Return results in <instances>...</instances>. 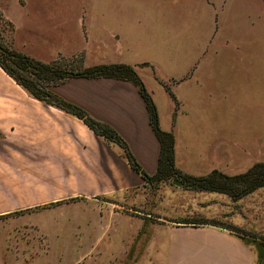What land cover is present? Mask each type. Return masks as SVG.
Returning a JSON list of instances; mask_svg holds the SVG:
<instances>
[{"label": "rangeland", "instance_id": "1", "mask_svg": "<svg viewBox=\"0 0 264 264\" xmlns=\"http://www.w3.org/2000/svg\"><path fill=\"white\" fill-rule=\"evenodd\" d=\"M125 2L0 0V11L13 23L11 30L5 29L4 38L17 50L48 57L57 47L75 50L83 46L86 23L90 22L95 51L103 38L114 43V38L104 35L103 27L119 25L126 13L121 10ZM134 3L139 6L141 42L148 40L142 27L159 18L182 29L200 30L209 27L212 14L217 27L218 53L212 50L204 68L216 75L208 85L215 89L219 108L214 110L219 116L193 123L192 130L219 135L221 148L210 150L200 140L196 154L186 155V160L206 168L216 165L228 173L241 172L263 160L264 0ZM212 8L217 10L212 13ZM23 43L27 45L23 47ZM80 51L84 50L75 53ZM61 180L49 202L75 197L72 189L63 185L76 180ZM77 197L52 205L4 206L5 212L0 213V264H164L163 230L188 219L207 218L225 227L239 224L264 237V186L233 200L223 193L196 191L175 177L132 185L111 195ZM79 218L82 220L77 222ZM252 246L257 250L256 264H264V247Z\"/></svg>", "mask_w": 264, "mask_h": 264}, {"label": "crops", "instance_id": "2", "mask_svg": "<svg viewBox=\"0 0 264 264\" xmlns=\"http://www.w3.org/2000/svg\"><path fill=\"white\" fill-rule=\"evenodd\" d=\"M121 10L126 13L116 28L103 27L104 35L114 38V43L99 39L101 45L94 51L90 41L92 25L87 22L83 46L75 50L57 47L48 57L30 55L50 61L58 53L69 56L84 50L86 65L100 62L134 65L157 105L161 128L176 135L177 166L193 174L208 173L217 166L202 167L185 157L196 154L200 140L210 150L221 148L219 135L192 130L193 123L219 116V111L214 110L219 108L215 89L208 85L216 75L204 68L212 50L218 53L214 36L217 27L212 14V23L200 30L182 29L161 18L147 21L142 28L148 40L141 42L139 6L134 0H126ZM211 10L213 13L217 9ZM162 81L171 85L179 101L175 120L176 101ZM53 89L94 117L110 123L145 171L149 174L156 171L159 141L133 82L113 77H71ZM61 179L76 180L63 185L72 189L71 196L75 197L111 195L145 182L129 165L121 146L95 134L75 115L31 96L0 66V213L5 212L7 205L52 202L49 198L56 195L53 188L62 185ZM163 235L164 264L257 262L253 244L222 227L183 224L165 227Z\"/></svg>", "mask_w": 264, "mask_h": 264}, {"label": "trees", "instance_id": "3", "mask_svg": "<svg viewBox=\"0 0 264 264\" xmlns=\"http://www.w3.org/2000/svg\"><path fill=\"white\" fill-rule=\"evenodd\" d=\"M13 23L0 11V66L16 83L27 92L42 101L52 104L66 112L80 118L95 134L122 147L129 165L137 171L147 182L152 184L164 179L178 177L182 183L196 191L218 192L230 196L233 200H240L264 186V159L255 161L247 169L228 173L218 167L205 174L185 172L176 163V135L172 130L162 129L159 123L157 105L147 89L144 81L136 71L134 65L124 62H100L91 65L84 63V51L64 56L60 53L50 61L38 59L28 53L15 49L4 38L5 29L11 30ZM71 77H113L133 82L141 94L148 112L149 123L159 141L157 169L149 174L138 162L126 140L110 123L94 117L83 106L68 100L57 93L53 87ZM162 84L176 101L174 120L176 118L179 101L171 87L165 81ZM79 197L50 202L44 205L57 204L62 201H72ZM3 216V215H0ZM185 224L195 226L213 225L225 228L242 238L248 244H258L264 247V237L256 232L248 231L232 223L225 227L210 219H188Z\"/></svg>", "mask_w": 264, "mask_h": 264}, {"label": "water", "instance_id": "4", "mask_svg": "<svg viewBox=\"0 0 264 264\" xmlns=\"http://www.w3.org/2000/svg\"><path fill=\"white\" fill-rule=\"evenodd\" d=\"M175 181H176L178 184H180V183H181V182H180V180H178V179H176Z\"/></svg>", "mask_w": 264, "mask_h": 264}]
</instances>
